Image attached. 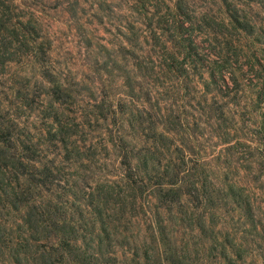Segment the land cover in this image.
Returning a JSON list of instances; mask_svg holds the SVG:
<instances>
[{
	"label": "trees",
	"instance_id": "obj_1",
	"mask_svg": "<svg viewBox=\"0 0 264 264\" xmlns=\"http://www.w3.org/2000/svg\"><path fill=\"white\" fill-rule=\"evenodd\" d=\"M239 1H222L226 18L220 24L227 30L221 29L222 33L227 36L228 31L234 29L239 36L262 37L259 51L264 58V31L252 15L244 12L241 8L244 3ZM67 2L68 11L75 17H79L80 11H87L85 0ZM190 2L124 0L118 5L125 13L120 21L123 42L119 48L105 38L97 40L89 31L82 34L94 73L106 76L110 83L115 82L117 77L123 79L124 96L136 101L134 107L128 105L129 108H126L125 100L118 91L114 92V96L106 93L107 97L99 100L94 89L82 77L74 84L75 88L64 91V83L58 76L61 71L57 68L59 73L56 72L52 66V41L47 39L49 35L35 13L37 11L27 12L17 5L16 0H0V70L6 72L10 64L28 59L43 66L42 76L54 85L50 93L52 103L44 116L49 120L46 142L63 152V158L68 162H98V158L115 156L121 174L120 183L102 185L97 198H102L103 204L95 198L89 199L76 185L73 176H65L64 168L55 162H44L48 157L44 144L35 141L18 118L6 120V117L0 116V206L22 213L18 228L20 234L10 247L12 264H120L115 250L111 248L115 245L133 249V264H187V247L181 245L176 236L179 226L183 227L185 223L188 229L198 230L203 235L213 231L220 218L217 215L219 204L204 184L193 182L195 190L184 192L197 201L196 208L204 209L199 222L188 216L180 218L181 223H178L173 208L180 201L179 194L165 189V186L184 184V173L190 172L185 151L176 147L181 152L177 157L173 154L176 150H172L174 135L187 132L188 121L183 114L171 113L156 120L154 116L149 117L137 110V102L141 98L135 93L136 87L127 67V55H130L136 59L133 67L137 71L147 75L153 70L154 67H150L147 61L150 57L142 55L143 41L153 48L163 47L167 51L170 56L166 58V69L179 79L190 76L188 67L198 57L204 92L226 100V103L215 106L214 114L204 104L202 110L206 123L215 126L219 122L220 127L221 122L227 120L225 108L229 104L238 105L236 98L230 97L234 95L233 89L241 87L240 72L225 56L214 58L209 50L202 52L199 37H209L218 28L208 13H202ZM165 4L166 11L161 7ZM123 5L124 9L121 8ZM91 7L93 9L95 5L91 4ZM99 9L110 15L108 9L114 14L116 7L101 6ZM94 11L91 13L96 17L98 13ZM98 16L103 20L104 15ZM82 28L84 33V25ZM228 42L233 45L231 38ZM119 54L123 55L125 62L119 59ZM178 56L190 64L182 62L177 66L168 60ZM162 65L166 66L165 63ZM89 79L94 82L93 78ZM83 91H89L91 95ZM84 95H88L90 101L81 104ZM108 97H119L123 102L118 100L115 106L113 99ZM258 98L261 107L264 88ZM34 103L26 102L24 106L34 110L37 108ZM69 104L77 106L72 118L67 115ZM229 127L232 126L225 129ZM257 141L259 153L264 157V132H259ZM116 186L120 187L119 193L123 192L124 199L119 205L121 211L127 210V205L131 204L133 220L144 230L142 245L129 235L131 217L125 221L120 217L115 219L114 233L119 238L116 242H109V230L112 228L103 194L112 196ZM233 187L228 193L234 205L233 212H239L246 220L249 234H260L261 230L264 231L263 214L248 194ZM150 203L154 210L149 207ZM87 208L93 218L88 217ZM240 247V244H234L237 260L243 257ZM0 253H4L1 246ZM228 261L233 262L232 258Z\"/></svg>",
	"mask_w": 264,
	"mask_h": 264
},
{
	"label": "rangeland",
	"instance_id": "obj_2",
	"mask_svg": "<svg viewBox=\"0 0 264 264\" xmlns=\"http://www.w3.org/2000/svg\"><path fill=\"white\" fill-rule=\"evenodd\" d=\"M67 1L16 0L17 5L27 12L37 11L35 13L49 35L47 39L53 44L52 66L56 72H58L57 68L61 71L58 72V76L60 82L64 83L62 89L67 91L69 88H75L74 84L82 77L94 89L99 100L101 97H107L106 93L114 96V92L118 91L125 100L126 108H129L128 105L134 107L136 101L124 96L126 89L122 85L123 79L117 77L115 82L110 83L106 76L101 77L94 73L92 59L82 35L89 31L97 40L105 38L106 41H113L114 46L119 48L120 43L123 42V37L120 35L122 29L120 21L125 17V13L118 5L124 3V0H85L87 2L84 6L87 11H80V19L68 11ZM190 1L194 8L202 13H208L213 24L218 28L209 37H199L202 52L209 50L214 54V58L225 56L240 72L241 87L233 89L234 95L230 97V99L236 98L238 105L229 104L225 108L227 120L222 121L220 127L219 122L215 126L207 124L206 115L202 110L204 104L214 114L215 106L226 103V100L214 98L204 92L200 73L201 63L198 57L192 65L189 61L182 60L183 57L180 56L174 60L168 59L177 66L182 62L186 65L190 64L188 67L190 76L179 79L166 69L168 64L166 58L170 56L167 51L163 47L153 48L143 41L142 55L149 56L148 65L154 67L150 73L145 75L134 69L133 62L136 59L127 55V67L136 87L135 93L141 98L137 102L136 109H140L149 117L154 116L156 120L162 115L172 113L183 114L185 121H188L187 132L174 135L175 143L172 145V150L179 147L185 151L190 172L184 173V184L174 187L165 186V189H172L179 194L180 201L173 208L177 222L181 223L180 218L188 216H193L194 221L199 222L200 213L204 211L203 208L195 207L197 201H194L193 196L184 194L188 189L195 190L192 187L193 182L204 184L212 192L214 201L219 204L217 215L220 218L208 235H203L198 230L191 231L185 223L183 227L179 226L176 236L178 241L182 242L181 245L187 247V264H264V231L261 230L260 234L255 236L249 234L246 220L239 212H233L234 205L228 197L234 185L235 190L240 189L250 196L253 204L264 216V157L260 155L257 143L259 132H264V103L260 107L258 98L259 92L264 88V58L259 51L260 41L263 39L239 36L234 29L224 36L221 29H226L220 24L222 19L226 18L221 5L223 0ZM239 2L244 3L241 8L249 16L252 15L264 31V0ZM167 3L171 4V1ZM91 4L95 5L93 9ZM108 4L116 7L114 14L109 9L110 15L99 9L101 6L109 8ZM124 6L121 8L124 9ZM161 7L167 10L166 4ZM93 10L99 15H104L103 20L98 14L96 17L93 16L91 13ZM82 25L85 28L84 33ZM230 38L233 45L228 42ZM118 56L121 60L124 58L123 55ZM42 70L43 66L28 59L21 63L10 64L6 72L0 70V116L6 117V120L18 118L33 139L44 144V150L48 154L44 162L48 164L55 162L59 167L64 168L65 176H73L76 185L81 187V191H84L89 199L95 198L103 204L102 198H97L102 185L114 182L118 184L121 181L118 160L115 156H107L98 158V162L86 160L68 162L63 158V152L60 153V150H55L54 146L46 142L49 120L44 116L52 103L50 93L54 85L42 76ZM89 77L93 78L94 82ZM83 92L91 95L89 91ZM84 96L85 99L81 104L90 101L88 95ZM108 98L113 99L115 106L118 100L122 101L119 97ZM34 101L36 109L32 110L24 106L26 102ZM54 105L58 106L56 103ZM76 108L77 106L72 104L66 107L70 118L75 115ZM229 125L232 127L225 129ZM173 154L178 157L181 152L177 149ZM116 189L112 196L103 194L107 200L106 209L110 214L109 224L112 228L109 230L111 232L109 242H116L119 238L117 233H114L115 219L120 217L125 221L131 217L132 223L128 224L131 228L129 235L137 241V244L142 245L144 230L133 220L134 211L131 204L127 205V210L121 211L119 205L124 199L123 192L119 193L121 190L118 186ZM149 207L154 210L152 203ZM87 211L88 217L91 218L90 209L87 208ZM21 215L20 212L0 206V234H2L0 246L4 252L0 253V264H12L10 247L14 242L16 243V237L20 234L18 228L21 224L19 223ZM164 215L167 216V213L164 212ZM122 224L124 225L125 222ZM235 243L240 244V248L243 249L242 259L237 260L235 257L236 251L233 249ZM5 246L9 247L5 248ZM111 248L115 250L114 253L120 264H133V249L116 245ZM229 257L233 262L228 261L231 259Z\"/></svg>",
	"mask_w": 264,
	"mask_h": 264
}]
</instances>
